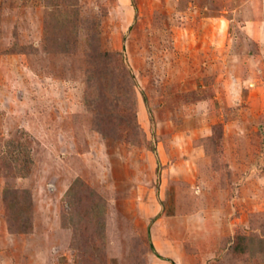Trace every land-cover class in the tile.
<instances>
[{
	"label": "rangeland",
	"instance_id": "obj_1",
	"mask_svg": "<svg viewBox=\"0 0 264 264\" xmlns=\"http://www.w3.org/2000/svg\"><path fill=\"white\" fill-rule=\"evenodd\" d=\"M0 264H264V0H0Z\"/></svg>",
	"mask_w": 264,
	"mask_h": 264
},
{
	"label": "trees",
	"instance_id": "obj_2",
	"mask_svg": "<svg viewBox=\"0 0 264 264\" xmlns=\"http://www.w3.org/2000/svg\"><path fill=\"white\" fill-rule=\"evenodd\" d=\"M152 251H153L158 257L163 258V257H161V255H159V253L157 252V250H156V248H155V246H154L153 243H152ZM166 260L171 261V259H166Z\"/></svg>",
	"mask_w": 264,
	"mask_h": 264
}]
</instances>
